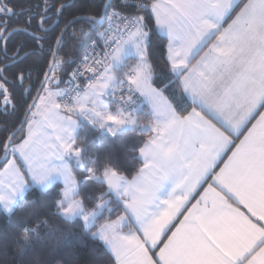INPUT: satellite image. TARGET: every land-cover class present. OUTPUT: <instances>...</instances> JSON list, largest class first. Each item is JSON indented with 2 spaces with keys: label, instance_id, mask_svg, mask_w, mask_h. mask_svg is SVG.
I'll return each instance as SVG.
<instances>
[{
  "label": "snow or ice",
  "instance_id": "6c2138e0",
  "mask_svg": "<svg viewBox=\"0 0 264 264\" xmlns=\"http://www.w3.org/2000/svg\"><path fill=\"white\" fill-rule=\"evenodd\" d=\"M72 7L45 0L39 22L29 15L14 28L15 7L0 0V110L22 116L0 137V211L16 226L15 264H61L56 251L73 228L111 249L114 264H264V0L90 4L65 19L33 78L17 57L42 47L49 11ZM105 22L89 45L104 39L102 57L59 56ZM29 30L30 44L8 46L13 31ZM132 50L134 63H122ZM126 132L140 138L122 142V154L93 150ZM58 180L56 222L41 219L39 198L25 193L36 185L47 197Z\"/></svg>",
  "mask_w": 264,
  "mask_h": 264
},
{
  "label": "trees",
  "instance_id": "16d2710c",
  "mask_svg": "<svg viewBox=\"0 0 264 264\" xmlns=\"http://www.w3.org/2000/svg\"><path fill=\"white\" fill-rule=\"evenodd\" d=\"M116 1L117 0H111L113 3ZM44 2L45 0H11L17 13V15L11 17V23L14 28H23L24 22L28 19L29 15L39 22L38 13L44 12ZM62 2L69 5H75V7L70 8L63 16H54L53 12L49 11L47 15L51 16L52 20L49 22V25L46 26L49 27V31L47 33V39L41 41L42 47H38L35 50V54H33L32 49H25V51L21 52L17 57V63H20V61L23 60V63L20 64L21 68L32 69L33 78H35L36 74L44 68L45 58H47L49 62V49H53L55 40L63 28L65 19H70L73 12L79 14L82 10L87 11V6L90 4L95 5L96 7H102L105 0H62ZM57 7H59L58 4ZM55 25H59V27H57L55 31H52L51 27ZM101 28L94 27L87 33V35L76 40L68 41L67 46H60L63 50L59 52V56L63 59H67L68 55L82 57L86 52L90 41L97 38V33L100 32ZM38 35H43V33H38ZM156 35L160 40L166 42V39L158 32ZM31 40V30L13 31L8 39V46L12 48L19 46L22 42H28L30 44ZM159 55V50H154V58L158 59ZM161 78L163 79V77ZM0 104H3V101H0ZM142 109L146 108L143 107ZM139 114L140 112L138 111L137 115ZM21 118V113L19 111L13 113L10 107L6 113L0 110V137H3L5 132L12 128L14 124L17 126V121ZM82 124L90 138L97 135L96 131L92 129L90 125H87L86 122H82ZM139 138V133L132 132H126L120 140H117L110 135H105L96 141L93 150L97 153H104L107 150H112L118 154H122V142L130 145L133 141L138 140ZM145 138L147 137L145 136ZM2 166L3 164L0 165V168ZM137 167H139V165H137ZM57 185H59V187H57ZM33 189H35V191H33ZM62 189L63 188L60 184L55 183L48 189L50 195L45 197L41 193L40 188L33 185V188H30L28 192L25 193V196L28 200H36L39 198V201L43 205L40 208L41 219L47 217L53 222H56L55 217L52 216V213L55 211L53 201L56 194L61 192ZM105 215H107V213H105ZM33 226H35V224H33ZM15 232L16 226L12 218L7 213L0 211V260H3L4 264H15ZM72 232V242L62 245L56 251V255L60 259L61 264H114L115 259L112 253L103 242L86 239L80 236L79 231L75 228L72 229ZM52 243H54V241H52Z\"/></svg>",
  "mask_w": 264,
  "mask_h": 264
},
{
  "label": "built area",
  "instance_id": "2783aa9c",
  "mask_svg": "<svg viewBox=\"0 0 264 264\" xmlns=\"http://www.w3.org/2000/svg\"><path fill=\"white\" fill-rule=\"evenodd\" d=\"M117 2V1H116ZM119 25V21H114L113 22V28H112V35L115 34L116 32V26ZM108 27L107 22L104 23V26L101 28L100 32H103L105 28ZM111 39V37L109 38ZM92 41H90V43H92ZM90 43L87 46L86 52L89 53V55H98V56H103L104 51L106 50V42L104 39L100 38L99 42L96 44L95 46V51L93 52L92 48L89 47ZM115 45H113L114 47ZM91 63V61H89ZM88 75H91V73H88ZM84 79V78H82ZM125 91H126V87H125ZM119 95V92H117V96ZM137 104L139 106V108H141L143 106V102L141 98H137Z\"/></svg>",
  "mask_w": 264,
  "mask_h": 264
},
{
  "label": "crops",
  "instance_id": "0c3cea01",
  "mask_svg": "<svg viewBox=\"0 0 264 264\" xmlns=\"http://www.w3.org/2000/svg\"><path fill=\"white\" fill-rule=\"evenodd\" d=\"M157 32L161 35V36H163L165 39H166V36L163 34V33H160L159 32V30H157ZM133 53H135L134 52V50H132V51H130V52H126V54H125V56L123 57L124 59L126 58V59H128V58H130V64H132V63H134V61H135V57L134 56H132V54ZM128 57V58H127ZM112 97H111V95H110V98L109 99H111ZM142 99V101H143V103H144V105H145V108L147 107V101H145V100H143V98H141ZM0 171H3V166L0 168ZM55 183H57V184H60L61 186H62V188H63V181L62 180H58V181H56ZM54 183V184H55ZM53 185V184H52ZM51 186V185H50ZM199 197H197V199H198ZM243 210V209H242ZM246 211V210H245ZM110 250V252H111V249H109ZM112 253V252H111ZM113 255V254H112ZM113 257H114V259H115V256L113 255Z\"/></svg>",
  "mask_w": 264,
  "mask_h": 264
},
{
  "label": "water",
  "instance_id": "95a60500",
  "mask_svg": "<svg viewBox=\"0 0 264 264\" xmlns=\"http://www.w3.org/2000/svg\"><path fill=\"white\" fill-rule=\"evenodd\" d=\"M108 2H111V0H105V2H104V4H106V3H108ZM62 30V29H61ZM58 37H59V35H58ZM57 37V38H58ZM56 38V39H57ZM56 41V40H55ZM58 46L54 43V46H53V50H55L56 48H57ZM51 59H52V57H51V55H50V59H49V63L51 62ZM46 70V69H45ZM34 95H35V93H34ZM22 119V118H21ZM19 124L16 126L17 128H19ZM3 161H4V157L2 156V155H0V165H2L3 164Z\"/></svg>",
  "mask_w": 264,
  "mask_h": 264
},
{
  "label": "rangeland",
  "instance_id": "374dc122",
  "mask_svg": "<svg viewBox=\"0 0 264 264\" xmlns=\"http://www.w3.org/2000/svg\"><path fill=\"white\" fill-rule=\"evenodd\" d=\"M132 56L135 57V53H133ZM127 58H128V57H127ZM135 58H136V57H135ZM129 62H130V58H128V59H126V58L124 59V58H123V60H122V63H125V64H130ZM127 70H128L127 68H124V69H123V71H125V72H126ZM57 75H58V73H57ZM109 98H110V95H106V96L104 97V100H105V101H108Z\"/></svg>",
  "mask_w": 264,
  "mask_h": 264
}]
</instances>
